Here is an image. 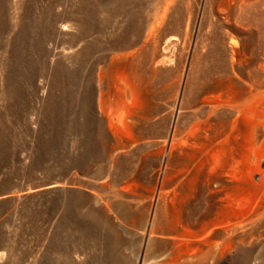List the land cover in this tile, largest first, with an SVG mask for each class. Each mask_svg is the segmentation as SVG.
I'll list each match as a JSON object with an SVG mask.
<instances>
[{
	"label": "rangeland",
	"instance_id": "374dc122",
	"mask_svg": "<svg viewBox=\"0 0 264 264\" xmlns=\"http://www.w3.org/2000/svg\"><path fill=\"white\" fill-rule=\"evenodd\" d=\"M213 154L260 189L264 0H0V264H264V226L187 256Z\"/></svg>",
	"mask_w": 264,
	"mask_h": 264
},
{
	"label": "bare ground",
	"instance_id": "6f19581e",
	"mask_svg": "<svg viewBox=\"0 0 264 264\" xmlns=\"http://www.w3.org/2000/svg\"><path fill=\"white\" fill-rule=\"evenodd\" d=\"M209 102H210V100H209ZM214 102L212 101V103H214ZM209 106H211V105H209ZM201 121H203V120H201ZM196 122L198 123V121H196ZM193 124H194V122H193ZM182 129H185V128H182ZM199 130H201V132H203L202 127H200V125H191L186 130L179 133V138L176 139L177 140L176 143L174 142V145L171 148L172 150L170 151V153H168L165 156V160L168 162L170 161V162L180 163V162L184 161L185 159H188L189 158L188 152L192 149L195 140L199 141L198 139H200L202 137L201 132H200V134H198L201 137L198 136L195 138V136H194V135H196L195 133ZM218 145H219V143H218ZM218 152H221V151L218 150ZM219 155L213 154L210 161L207 162V165H208L207 168L209 169V171L210 170H216L217 171L216 174L214 173V176L212 175L213 177L211 179L214 182V188L213 187L207 188L209 193H210V197L207 196V197H209V199H208L209 211L206 212L205 214H202V216L198 217L197 219L193 220V222L191 224H189L187 222H179L178 224H176V231H178V232L188 231V241L186 243L187 244L186 246H189L190 252L187 254V256L193 257L195 260H198L199 257H201V256H199L201 254V252L205 251V250H207L210 253H215L217 256H222L226 250H230L231 248L241 246L246 238H249V240H251V241H255L257 239H255L253 234L260 227L264 226V182H263V184L261 183L262 185L260 184L261 187L256 192L254 190L253 191L250 190L248 193L243 194V195L226 193L225 186H227L229 184L232 186L231 188H233V186L235 184L237 185L240 177H242V175H243V172L241 171L240 168H239L240 170L235 168V167H237L235 165V167H232V169L230 170V174L227 175L229 173L228 172L229 169L226 172V171H224V168H221V167H219V165H217L218 164L217 159H219L218 157L221 156V155L220 156ZM255 168H254V170H255ZM190 169L188 171H190ZM249 170H250V168H249ZM258 171L260 172V175L261 174L263 175V170L258 168ZM182 175H183V172L181 170H179L178 174L176 175V182H179L181 180ZM247 175H249V174H247ZM157 178H158V172L156 173V179ZM245 179H243V180H245ZM250 179L252 180V178H250ZM263 179H264V177H263ZM219 182L220 183L223 182L224 185L225 184L226 185L225 186L219 185L218 184ZM243 182L245 183V181H243ZM240 184H241V182H240ZM251 187H253V186L251 185ZM256 187H258V186L256 185ZM241 193H243V192L241 191ZM170 194H168V195H170ZM176 198L177 197H175V199ZM180 203H182V201H180ZM180 203H179V205H180ZM172 235H174V234H172ZM180 238L177 239L173 236L165 237V239L172 244L174 243V241L179 240ZM185 239H187V238H185ZM249 243L250 242L247 241V245H249ZM203 257H204V255H203Z\"/></svg>",
	"mask_w": 264,
	"mask_h": 264
}]
</instances>
